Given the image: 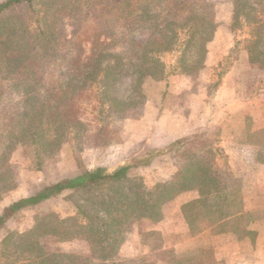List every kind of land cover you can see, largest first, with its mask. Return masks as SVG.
I'll list each match as a JSON object with an SVG mask.
<instances>
[{"label": "trees", "instance_id": "trees-1", "mask_svg": "<svg viewBox=\"0 0 264 264\" xmlns=\"http://www.w3.org/2000/svg\"><path fill=\"white\" fill-rule=\"evenodd\" d=\"M170 1L175 0H119L115 3L118 11L115 21L89 28L76 25L70 36L59 34L56 26L59 3L71 10L72 20L80 16L70 0L0 3V15L15 8L17 17L38 20L34 28L23 20L0 23L1 182H7L9 157L18 144L33 146L42 161L43 156L57 153L66 139L70 141L71 133L76 132L75 137L83 136L87 123L69 122L60 111L66 100L92 89L101 121H109L112 116L124 119L129 110L144 103V81L149 77L155 80L166 77L162 59L165 53L180 51L175 69L188 75L205 66L207 44L217 23L197 14L162 19L160 10ZM39 3L50 6L42 17ZM246 4L244 0H235V22L240 20L241 13L249 14L250 10H243ZM248 22L255 23L257 31L247 47L249 61L264 67L263 20L251 18ZM181 32L185 35L181 36ZM187 139L188 135L164 146L148 148L112 167L87 168L13 201L0 212V230L8 216L18 209L59 197L67 190L75 198L76 213L66 218L47 213L29 230L6 234L0 243V264H132L131 260L119 257L128 224L139 218L161 219L163 204L189 189L198 192L197 197L182 206L192 234L208 225L214 232L252 235L247 226L259 214L244 212L241 187L223 183L214 164L201 156L187 155L189 159L186 157L180 164L178 175L154 190L148 189L142 178L134 174L156 157L176 153ZM13 186L6 185L3 187L7 189H3ZM148 234L160 236L159 232L150 230L143 232V237ZM76 237L88 240L91 254L65 252L47 245L53 239ZM201 251L199 257L184 258H176L172 252L169 264H214L212 249Z\"/></svg>", "mask_w": 264, "mask_h": 264}, {"label": "rangeland", "instance_id": "rangeland-1", "mask_svg": "<svg viewBox=\"0 0 264 264\" xmlns=\"http://www.w3.org/2000/svg\"><path fill=\"white\" fill-rule=\"evenodd\" d=\"M3 1L5 0H0V3ZM117 1L119 0H70L76 5L77 13L80 11V16L76 20H72L71 10L69 12V9H64L59 3L56 8L59 9L56 16L59 34L70 36L79 25L89 28L115 21L118 18V11L115 9ZM244 1L247 6L243 10H250V12L249 14L241 13L238 22L234 21L235 0H175L166 2L160 10L162 19H181L187 14H197L214 20L217 26H222L223 31L231 32L230 42L233 45L229 52L217 65L204 66L190 75L175 69L180 51L165 53L162 59L166 64L167 75L161 79L162 84L158 85L155 83V79L147 78L143 84L146 95L144 103L129 110L124 119L112 116L109 121H101L97 113V98L92 89L81 92L78 96L63 102L60 107L63 117L72 123L77 120L87 123L88 127L85 129V133L81 137L73 136L76 132L71 133L70 137L74 138L69 137L70 141L66 139L57 153L51 156H43L42 161H39L33 146L18 144L9 157V171L5 174L7 182L0 181V212L13 201L33 195L46 184L65 177H73L87 168L98 165L112 167L133 155L142 154L148 148L158 147L147 142L145 136L158 135L161 129L157 123L164 118L161 117L153 123L152 119L147 117V122H139L144 115L145 104L148 99L157 95L161 98L159 103L160 114L166 110L167 118L164 119L166 128L168 126L171 128L175 123L182 121L187 123L189 118H175L176 115H191L193 124L200 128L188 135L185 144L176 153L173 151L169 154L160 155L152 160L149 165L138 168L134 174L142 178L148 189L154 190L157 185L178 175L180 164L184 163L186 157L189 159L188 156L198 155L214 164L223 183L240 186L237 180L232 181L231 179L228 154L222 144L224 140L223 129L239 124L253 125L255 123L254 114L264 113V95L263 97L259 96V93L264 94V67L250 63L247 49L253 35L255 36L257 33L255 23L248 21L251 18H259L264 23V0ZM38 8L41 11L40 17H42L50 6L40 4ZM17 16V9H6L0 15L2 20L0 23L5 20H14L15 23L23 20L24 23H30V28H34L38 24L36 18L23 19ZM42 21L45 20L42 19ZM224 33L221 34V38L226 40ZM184 35L181 32V36ZM62 48L66 51L67 45ZM193 55L195 56L196 52ZM10 93L11 91L8 92V94ZM238 96H240L239 106L237 104ZM233 98L235 101L227 102ZM236 109L251 110L254 114L250 116L241 112L238 115V113L233 112ZM152 116L154 115L152 114ZM240 136L244 137L246 134ZM255 139L261 143V157L264 159V131L255 134ZM6 185L14 186L4 190L7 189L3 187ZM70 193L71 191L67 190L59 197L26 205L8 216L0 230V243L9 232L29 230L38 222L39 218L47 213H55L60 218L75 215V198ZM182 193L186 194L190 200L198 195L194 189ZM169 201H166L162 206L163 218L165 205ZM167 207L172 217L171 221L174 222L177 220L179 212L178 205L173 203L168 204ZM263 215L264 212L259 214V216ZM159 220L139 218L131 221L122 237L119 257L131 260L132 264H154L156 261L169 260L172 256V248H167L168 250L164 251L159 250V247H153L156 244L159 246L163 238L161 235L148 234L143 237L142 232H146L145 230L150 227L151 222ZM170 223L166 226L169 229L173 225ZM165 238L167 240L165 242L171 244L185 240L186 244L190 243L188 236L180 238L167 235ZM145 240L149 241V244L142 243ZM47 245L65 252L91 254L88 240L82 237L69 240L53 239Z\"/></svg>", "mask_w": 264, "mask_h": 264}, {"label": "crops", "instance_id": "crops-1", "mask_svg": "<svg viewBox=\"0 0 264 264\" xmlns=\"http://www.w3.org/2000/svg\"><path fill=\"white\" fill-rule=\"evenodd\" d=\"M221 27V25L217 26L212 39L207 44L205 67L217 65L233 45L230 42L231 32L224 30V33ZM223 28L225 29L224 25ZM222 33L226 35V40H223V37L221 38ZM154 81L158 85L162 84V80ZM259 94L262 97L264 95ZM239 99L240 96L237 99L238 106L240 105ZM160 101L161 98L159 95L149 98L145 104L144 115L139 122H147V117H150L149 119H152L153 123L161 117L164 119L167 118L165 115L166 110H163L161 114L159 112ZM233 101H235V98L227 102L231 103ZM233 112L238 113V115L241 112H244L243 114L245 115L249 114L250 116L254 114L251 110L241 111L240 109H236ZM177 116L174 117H185L189 119H185L187 123H183V121L181 122L182 124L175 123L171 128L169 126L166 128L165 120L162 119L157 123L159 129H161L160 133L156 136H145V140L154 146H164L176 138L193 134L197 131V128H200L198 125L193 124L191 115ZM253 120L255 121L253 125L239 124L229 128L224 127V140L222 144L228 154L231 179L232 181L237 180L241 187V199L244 212L260 214L264 212V191H262L264 189V159L261 157V143L255 139V134L264 131V113L254 114ZM243 134H246V136H240ZM189 200L186 194L180 193L168 203L169 205L173 203L178 205L179 212L177 220L174 222L171 221L172 217L168 211V204H166L165 211L163 212L164 218L162 217L157 222H151L150 227L146 228L145 231L154 230L159 232L161 237H163L158 246L159 250L166 251L168 250L167 248H172L174 257L184 258L189 255L199 257L202 249L209 248L214 253V264H264V215L259 216L247 226V228L252 230V235H239L232 231L214 232L208 225L202 226L200 232L192 234L182 211L183 204ZM168 223L173 224L170 229L166 227ZM167 235L178 236L180 238L182 236H188L190 243L186 244V240L173 244L165 242ZM154 264H169V261L168 259L160 260L154 262Z\"/></svg>", "mask_w": 264, "mask_h": 264}]
</instances>
